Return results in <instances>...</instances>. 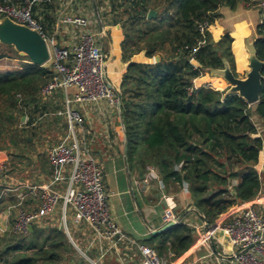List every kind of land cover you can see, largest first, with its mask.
Returning <instances> with one entry per match:
<instances>
[{"label": "trees", "instance_id": "1", "mask_svg": "<svg viewBox=\"0 0 264 264\" xmlns=\"http://www.w3.org/2000/svg\"><path fill=\"white\" fill-rule=\"evenodd\" d=\"M240 1L251 2L99 1L102 7L109 4L107 15L114 25H121L125 37L122 52L127 70L120 95L129 171L143 179L155 169L167 189L180 190L189 184V207L195 206L211 226L233 207L264 194V132L254 120L264 123V83L261 101L253 107L237 94L225 97L227 89L194 87V80L223 69L225 61L239 77L235 37L227 31L216 40L212 27H218L224 6L234 10ZM59 9L54 0H40L34 8L48 37L56 31ZM151 11L157 12L152 19ZM258 33L261 38L255 45L258 58L264 61V21ZM141 54L146 62L133 61ZM8 57L0 55V59ZM239 58L245 66L242 49ZM25 60L22 70L0 72V155L19 157L25 146H32L26 128L41 113L46 101L41 89L54 76L52 64L41 67ZM216 84L223 86L219 80ZM23 117H28L25 124ZM191 213L202 219L195 211L185 218ZM21 237L0 249V264H63L72 247L59 228H34ZM196 237L195 227L182 221L145 243L161 258L172 254L176 259L189 251ZM76 262L68 259L69 264Z\"/></svg>", "mask_w": 264, "mask_h": 264}, {"label": "crops", "instance_id": "2", "mask_svg": "<svg viewBox=\"0 0 264 264\" xmlns=\"http://www.w3.org/2000/svg\"><path fill=\"white\" fill-rule=\"evenodd\" d=\"M54 1L59 3L60 9L58 10L56 31L50 38L54 39L60 46L71 48L80 43L81 37L86 30H91L97 35L103 52L110 58L107 67L108 78L112 85L122 93V79L127 70V64L123 61L122 52V43L125 37L121 25H114L111 15H107L109 11L107 6L109 4L105 2V7H102L99 5L100 0H92L94 4H90L89 0L86 2H72L71 0ZM85 3L87 10L81 7ZM88 5L90 6L87 7ZM245 5V3L240 1L234 10L224 6L221 9L223 17L218 22V27L216 28V31H218V28L222 30L219 36L228 31L235 37L233 48L237 62V71L239 69L244 74L248 70L247 67H249V54L246 45L248 42L255 43L261 38L258 33V27L264 21L263 10L248 8ZM62 11H65L64 15L68 18L78 16L73 15L74 12L79 14V16L88 17L90 27L83 29L64 24L60 15ZM88 14L89 16H87ZM59 33L60 35L61 33H65L66 37L58 38ZM219 36L218 39L220 38ZM103 42L106 43V46ZM240 49L245 52V66L239 58ZM133 61L146 62L147 59L145 55L141 54L135 56ZM239 77L241 76L239 75ZM205 79L203 77V79L197 80L200 83L199 87L207 85L205 83L207 81H204ZM76 91L75 88L70 89V96L72 97V94L74 95ZM65 100L66 95L63 92L56 93L46 99L44 106L41 105L43 108L41 113L26 128L27 131L35 135V138H33V135H30L29 140H33L30 147L36 149V151H34L32 156H29L33 164H38L35 168L44 177L40 185L52 189L56 188L57 191L59 190L64 193L67 191L70 185V170L55 168L48 159V153L61 145L73 147L77 145L80 151L85 156L93 158L103 171L111 212L117 225L123 232V238H119L116 242L106 241L95 235L88 226L75 225L74 220H72L70 227L67 221V214L70 208H67L65 215L62 204L58 205L53 213L45 218L50 220L48 227L61 229L66 234L67 240L69 238L71 243L95 264H142V255L138 249L140 245H146V240L150 239L153 235L161 233L169 223L177 221V224H179L182 221H187L197 231L196 241L189 251L181 257L173 259V255L170 254L166 259L167 264H237L235 258L236 250L231 246L218 226L228 222L234 211L242 205L235 206L220 216L215 225L211 226L214 227L213 236L208 238L205 236L207 229L202 219L194 215L195 213H191L190 218H185L187 210L190 207L189 193H184L183 188L180 190L173 187L167 189L166 185L161 187L156 180L146 183L145 179L148 173L143 179H140L136 175H131L127 161V139L121 108L114 107L107 101H102L98 104L75 103L72 107L82 114L84 121L82 125H76L74 128H71L65 115L67 109ZM27 120L28 117L22 123L25 124ZM41 144L43 149H38ZM41 153H44L46 156L50 170V179H47L41 170L39 161ZM0 156H5V154H1ZM24 182L35 184L29 180ZM0 187H6L4 180L1 178ZM4 189L0 191V196L3 194ZM164 195L173 197L176 201V207L171 208L167 200L164 199ZM263 196L264 194L246 204L255 205V208L264 217V213L258 209V207H264ZM14 205H16V199ZM33 205H35V208L31 210ZM40 205L41 196L38 200L32 198L27 202L25 207L29 212H36L40 208ZM58 213L61 219H63L65 228L56 224ZM72 216L74 217L73 212ZM38 226L37 223L34 224L30 232H33L34 228H38Z\"/></svg>", "mask_w": 264, "mask_h": 264}, {"label": "built area", "instance_id": "3", "mask_svg": "<svg viewBox=\"0 0 264 264\" xmlns=\"http://www.w3.org/2000/svg\"><path fill=\"white\" fill-rule=\"evenodd\" d=\"M72 2H86L87 0H71ZM128 1V0H121ZM40 0H0V18L10 17L20 24L38 30L46 39L51 52V64L54 76L40 92L43 99H48L56 93L66 95L65 115L71 128L83 124V116L73 109L72 105L98 104L107 101L114 107L121 108V95L112 85L107 75L110 62L99 39L91 30H86L79 44L68 48L58 45L54 39L48 37L43 27L37 20L34 8ZM257 8L264 11V0H251ZM64 24L79 28L90 27V20L86 16L63 18ZM207 24L201 26L204 31ZM194 80V87L200 88ZM206 86V85H203ZM211 86V85H209ZM212 87V86H211ZM77 91L72 97L70 89ZM50 163L59 170H70V185L62 194L59 191L41 185L19 182L16 186H6L0 200L8 193H14L16 205L9 210L16 211L14 232L26 235L30 227L40 220L49 217L58 205L64 206L74 214L73 220L77 226H88L92 232L109 242H116L123 238V232L117 225L109 203V195L105 188V176L98 163L91 157L85 156L76 145H61L48 153ZM5 161L0 159V174H5L7 169ZM152 180L159 182L164 187L156 170L150 169L145 179L146 183ZM183 192L189 193V184L184 183ZM41 196V205L36 212L26 210V204L33 197ZM171 208L176 207L173 197L164 195ZM231 246L236 250L237 264H264V217L255 208V205L244 204L238 207L228 222L218 226ZM214 227L206 231L205 236H213ZM142 255V264H167L157 251L147 245L138 247Z\"/></svg>", "mask_w": 264, "mask_h": 264}, {"label": "rangeland", "instance_id": "4", "mask_svg": "<svg viewBox=\"0 0 264 264\" xmlns=\"http://www.w3.org/2000/svg\"><path fill=\"white\" fill-rule=\"evenodd\" d=\"M88 2H90V4H94V1H92V0H89ZM242 2L246 4L245 7L252 8V9H258L257 5L255 3L248 2V1H242ZM89 6L90 5H88L87 7H89ZM81 7L86 9V3L82 4ZM93 7L95 8L94 5H93ZM75 10H77V9H75ZM73 15L79 16V14H77L76 12H74ZM65 16L66 15H64L63 18H67ZM87 16H89V14ZM67 25L70 26L69 24H67ZM216 28H217V26L212 27V34L214 36H216V38H217L216 40H218V36L222 33V30L220 28H218V31H216ZM57 37L58 38L59 37L64 38V37H66V34L61 33V35H60V33H59ZM219 37H221V36H219ZM58 43H60V42H58ZM103 43L106 46V43L105 42H103ZM104 49H105V47H104ZM4 53L8 54L9 57L0 59V72L1 73L15 72L17 70H22L26 66V64H27V60H25L26 58L21 57L13 49V47H10L7 45L0 47V55L4 54ZM163 54L165 55L166 53H163ZM50 64H51V62L48 63V66H50ZM247 68L249 69V67H247ZM238 74L241 77H244V73H242V71L239 69H238ZM205 78L206 79L204 81H207L205 83L207 85H211L215 89L223 91V90H226L229 88V86L226 84V82L218 76H213L212 74L209 73V74H206ZM200 79H203V76ZM218 80L223 83V86L219 85L221 88H219V86H216L217 85L216 81H218ZM196 84L199 85L200 83L196 82ZM121 88H122V86H121ZM119 93H120V91H119ZM254 120H255L258 128L260 129V131L264 132L263 121L258 120V118H254ZM25 134H27L28 136L33 135L32 132H30V131H26ZM33 138H35V135H33ZM39 139H40V137H39ZM38 149H43L42 144H41V146L38 147ZM34 151H36V149H33L30 146H25V151L23 153L24 156L17 157L15 155L14 156L8 155L7 153L5 154V156H0V159L2 161H5V163L7 164V167H8L7 168L8 171L5 174H0V178L4 180L6 186H10L12 188V187L16 186L19 182H24L27 180L34 182L37 185H40L43 182V179H44L43 175H40L41 173L39 174V172L35 168V166H37L38 164L37 165L35 163L33 164L32 163L33 161L31 159V157L29 156V155L32 156ZM39 161L41 164V165L40 164L39 165L41 167L43 174L45 175V177L47 179H50L49 178L50 170H49L47 159H46V156L44 153L40 154ZM3 186H4V183H3ZM4 188L5 187H3V188L0 187V191L3 190ZM59 192H61V191H59ZM61 193L63 194L64 192H61ZM38 198L40 199V195H38L37 197H33V199H35V200H38ZM14 204H15L14 193H8V195L5 196L2 201H0V249L3 248L6 243L15 244V242L22 239V237H21L22 234H16L14 232L16 212H15V209L9 210V207L14 205ZM34 208H35V205L32 206L31 210H34ZM258 209H259V211L264 213V207H258ZM72 220H73L72 211H71V209H69L68 214H67V221H68L70 227H71ZM56 221H57L56 224L65 228L64 223H63V219H61L59 213L56 216ZM49 223H50L49 219L40 220L37 222V224L39 225L38 228L43 230L44 228H47L50 225ZM17 235H19V236H17ZM68 241L70 242V246H72V247H71V249H69V251L67 253V258H66L67 261L64 262L63 264H69L68 259H70V258L72 260L73 259L76 260L77 261L76 264L77 263L78 264H95L92 260H89L87 258V256H85L81 252L80 249L76 248L73 245V243H71V240L69 238H68ZM65 253L66 252L64 251V254Z\"/></svg>", "mask_w": 264, "mask_h": 264}, {"label": "water", "instance_id": "5", "mask_svg": "<svg viewBox=\"0 0 264 264\" xmlns=\"http://www.w3.org/2000/svg\"><path fill=\"white\" fill-rule=\"evenodd\" d=\"M157 16L156 11H151L149 18ZM0 44L13 47V49L23 58H28L31 63L37 66H45L51 61L50 47L47 39L38 31L20 24L10 17L0 18ZM247 52L249 54V69L246 70L244 77H237L233 73L229 63L225 61V66L220 70H213L211 74L218 76L229 86L225 97L232 94L239 95L250 107L256 106L261 101V92L263 89L264 76L262 69L264 61L258 58L255 43H247ZM160 61V57L156 58ZM26 117L22 118L25 121ZM195 211L200 214L207 230L211 225L209 221L199 212L195 206H191L188 212ZM177 221L169 223L163 230L167 231L177 225ZM30 227V230H32ZM161 232V233H162Z\"/></svg>", "mask_w": 264, "mask_h": 264}]
</instances>
